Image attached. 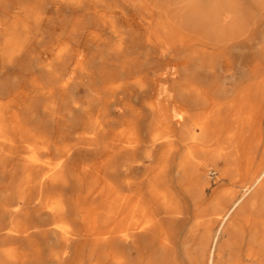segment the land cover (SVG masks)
Instances as JSON below:
<instances>
[{"label":"bare ground","instance_id":"obj_1","mask_svg":"<svg viewBox=\"0 0 264 264\" xmlns=\"http://www.w3.org/2000/svg\"><path fill=\"white\" fill-rule=\"evenodd\" d=\"M0 264H264V0H0Z\"/></svg>","mask_w":264,"mask_h":264},{"label":"rangeland","instance_id":"obj_2","mask_svg":"<svg viewBox=\"0 0 264 264\" xmlns=\"http://www.w3.org/2000/svg\"><path fill=\"white\" fill-rule=\"evenodd\" d=\"M143 137L145 138V133H143ZM157 155H158V152H156V154L154 155V158L153 159H151L150 161H147L146 162V165L147 166H151V165H154L155 166V163H156L155 161H156ZM137 173H154V172L153 171H150V170L146 172L145 167H144L142 169H139V171H137Z\"/></svg>","mask_w":264,"mask_h":264}]
</instances>
